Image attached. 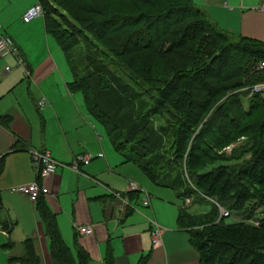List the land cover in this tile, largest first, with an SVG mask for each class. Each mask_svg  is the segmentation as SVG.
I'll list each match as a JSON object with an SVG mask.
<instances>
[{
    "label": "trees",
    "instance_id": "obj_1",
    "mask_svg": "<svg viewBox=\"0 0 264 264\" xmlns=\"http://www.w3.org/2000/svg\"><path fill=\"white\" fill-rule=\"evenodd\" d=\"M51 1L64 9L80 3L79 9L87 12L82 0ZM108 1H129L139 14L100 13L102 18L84 30L58 31L55 14L43 7L46 30L58 42L74 73L70 91L83 95L88 114L104 126L115 151L126 163L138 165L153 182H157L158 174L164 176L166 181L159 185L179 191L182 205L178 226L188 232L202 264H264V219L253 222L251 216L237 215L250 201L264 207V120L247 123L259 108L264 109V98H250L248 110H243L242 102V96L248 97L244 89L264 82V69L258 70L264 63V42L236 39L220 32L192 0ZM77 21L82 23L81 19ZM125 29L135 30L117 34ZM98 43L122 61L118 73L101 63ZM81 49L86 54L78 58ZM123 76L138 79L136 84H157L151 89L163 87L161 97L165 101L152 96L150 101L155 104L147 106L146 101L141 102L140 92L130 88ZM225 94L231 95L213 111L207 126L214 128L219 138L213 134L209 139L214 140L213 147L225 151L232 144L231 138L245 137L246 148L234 150L228 159L219 153L217 161L211 162L207 139L201 142L197 138L186 157L189 135L202 123L199 111L206 112L208 104ZM163 103L178 113L171 128L155 124L160 115L158 106ZM237 110L243 116H236ZM170 141L171 154L167 148ZM216 163L219 166L206 169ZM2 169L0 161V175ZM198 194L214 207L207 213L191 215L186 200L198 203ZM43 198L36 209L50 241L52 264H89L90 257L82 250L76 262L61 235L56 214ZM221 208L236 215L235 223H225ZM25 249L24 257L12 258L13 264H41L31 239L25 242ZM105 264H115L111 253Z\"/></svg>",
    "mask_w": 264,
    "mask_h": 264
},
{
    "label": "crops",
    "instance_id": "obj_2",
    "mask_svg": "<svg viewBox=\"0 0 264 264\" xmlns=\"http://www.w3.org/2000/svg\"><path fill=\"white\" fill-rule=\"evenodd\" d=\"M39 2L0 0V38H11L24 59L23 66L14 56L0 59V161H3L0 264H13L12 258L24 257L28 239L32 240L41 264H52L50 241L37 212V203L11 193L14 187L40 181L32 153L47 150L46 136H42L46 125L44 116L48 120L49 116L56 118L60 129L65 128L52 95L63 93L68 99L74 93L69 89L74 81L73 71L71 82L57 78L59 63L51 53L49 37L53 36L46 30V18L30 24L22 20L23 14ZM192 3L220 32L236 39L264 42V11L261 9L264 0H192ZM52 39L58 44L54 37ZM39 54L41 59L36 58ZM9 65H13L12 71L5 73ZM41 100L45 101L43 108L39 106ZM86 113L91 117L87 110ZM39 121L40 127L37 126ZM80 149L84 150L82 144ZM121 160V165L131 164L122 157ZM91 163L81 165L79 172L72 170L74 174L60 167L53 177L40 181L50 190L43 201L56 214L61 235L76 262L79 263V250H82L89 255V264H105L109 253L115 264H141L144 259L145 264H202L188 232L179 228L178 217L177 226L163 228L162 245L154 246L151 232L155 225H165L159 212L166 207L152 196H148V206L144 203L140 206V193L130 192L132 182L127 193L121 192L112 187L107 178L86 173L84 169ZM107 172L114 171L108 166ZM180 207L177 206V215ZM83 226L92 227L94 235L80 236L77 228Z\"/></svg>",
    "mask_w": 264,
    "mask_h": 264
},
{
    "label": "rangeland",
    "instance_id": "obj_3",
    "mask_svg": "<svg viewBox=\"0 0 264 264\" xmlns=\"http://www.w3.org/2000/svg\"><path fill=\"white\" fill-rule=\"evenodd\" d=\"M81 2H83L82 4H85L87 12H82L81 9H79V7L81 6L80 3L68 5L65 7V9L60 7L55 1L51 0H42L39 3L45 8L47 13L55 14V18H57L58 20L55 29L58 31L63 30V28L70 31H74L75 28H81L84 30V28H86L89 24H93L95 20L99 21L102 18L100 13H102L104 16L126 13L138 16L139 14L134 11L132 7L133 3H129V1L116 2L108 0H82ZM78 19H81V24L78 23ZM142 24H140V26ZM24 26L27 27V25ZM134 30L135 29H125L123 31H119L117 34L129 33ZM52 38L53 37H49V42L52 48L51 53L55 57V62L59 63L57 78L59 77L63 81L68 80L69 82H71L73 80V73L68 63L67 57L63 53L59 45L55 43ZM97 47L99 48V51L98 53H96L99 54L98 56L101 58L100 60H102L101 63L110 67L111 70H113L115 73H118L122 68V61L109 54V50L103 47L101 43H98ZM87 48L90 49L91 47L88 46ZM79 53L80 55H78V58L80 56L84 57L83 54L85 55L86 51L85 49H81L78 54ZM40 56V54L36 55V58L41 59ZM12 66L13 65H9L8 67L12 68ZM160 69L163 71V64H161ZM135 80L123 76V81L128 82L131 85L130 88H132L134 91L140 92V96H142L143 98V101L141 102L146 101V105L152 107L155 104L152 100L150 101V97L152 96H156L158 98V101H165L164 96L161 97L163 87L158 85V87H155V89H151V87L153 88V86H157V84L153 85L148 84L147 82L139 81H137L138 83L136 84ZM230 95L225 94L224 97L222 96V98H215L212 103L207 105L206 112L199 111L202 114V123L197 126L196 130H194L191 135H189V141H187L188 146L185 151L186 157L187 153L190 152L191 146L194 144V142H197V138H200L199 141L201 140V142H204L207 139L209 146H207V149L209 150L211 162L217 161L219 153H223L226 156L225 158L228 159L232 156V152L234 150H240L247 145V138L244 137L237 139L236 137H233L231 138L232 144L229 147L230 149L227 148L225 151L224 149L221 151L216 146L213 147L214 140L209 139V136H213V134H215L216 138H219V133L215 131L214 128L207 127L209 125L208 122H210V117L213 111L220 104L226 102ZM52 99L56 101L57 109L59 110L60 117L63 121V124L65 125V128H62L65 131L62 130V128L60 129L59 121L56 118L54 120L49 116L48 120L44 116L46 125L44 132L42 131V136H46V151L52 154L53 158H55L60 164L66 165L65 170L68 172V174H74V172L71 168L67 167V165H72L77 157L84 155L83 153L86 152L90 154L94 159L96 158L91 163V166L84 169L86 173H91L102 178H107L112 187L124 193H127V187L129 183L134 182L135 184L140 186L142 191L140 193V201L142 202L140 203V206H142V204L147 201L148 196H152L153 199L158 200L161 205H164L166 207L162 209L161 212H159V215L165 222V225H159L165 229H168V227L173 224L177 226V206L182 205V202L178 197L179 191H175L171 188L159 185L158 182L166 181V178L162 175L158 174L157 182H153L147 177V175L138 165L133 163L128 165H121V157L115 151V148L111 143L104 126L98 123L94 118H91L87 115L84 107L83 95L80 92H74L73 97L68 99L66 96H64L63 93H56L55 95H52ZM242 102L244 106L243 110H248L250 107V97L242 96ZM160 108H162V110H160ZM160 108L158 106V112L160 113V115L158 117V120H155L156 127L163 125L171 128L174 123L173 121H175V115H177L178 113H173L176 111H173L172 108L169 105H165V103H163ZM34 115L36 118H38L39 116V113L37 112L35 107ZM236 116H243V112L237 110ZM263 120L264 109L259 108V110L254 113L252 118L247 119V123L253 121L261 122ZM37 126L40 127V121ZM85 128H89L93 135ZM203 132H205L204 135H202ZM80 144L83 145L84 150L80 149ZM172 147L173 143L170 141V143L167 144V148L170 150L169 154H171L172 152ZM195 153H198V151H196ZM246 158L247 160H249L251 158V155H248ZM201 163L205 164V161H201ZM236 163L237 162H231L230 164ZM108 166L113 169V173L108 174ZM215 166H219V163L206 166V169L211 170L215 168ZM176 175L177 171L173 174V182L176 179ZM201 198L202 195L198 194V199H196L198 203L188 205L186 204L189 209V214L198 216L200 214L209 212L214 207L212 202L202 201ZM244 210L237 213L239 218H242V216L244 218L251 216L253 222L256 220L264 219V207L260 205L258 201H250L247 207L244 208ZM235 221L236 215H234V213L229 217H226L225 219L226 224H233L235 223Z\"/></svg>",
    "mask_w": 264,
    "mask_h": 264
},
{
    "label": "built area",
    "instance_id": "obj_4",
    "mask_svg": "<svg viewBox=\"0 0 264 264\" xmlns=\"http://www.w3.org/2000/svg\"><path fill=\"white\" fill-rule=\"evenodd\" d=\"M264 11V3L261 7ZM45 11L43 6L40 3L30 7L22 17V20L26 24H30L40 18H44ZM1 30V25H0ZM14 56L17 58V62L20 66L24 65V59L20 55L18 48L16 47L13 40L9 37L0 38V59ZM264 69V63H261L258 66V70ZM12 71V68L6 67L5 73H9ZM248 91V97L252 98L254 96H261L264 98V82L255 84L251 87L244 89ZM39 106L43 108L45 106V101L41 100L39 102ZM230 149V148H229ZM93 160L91 155H81L77 157L74 163L69 166L72 170L79 172V168L81 165L88 166ZM32 161L35 167V170L38 174V178L41 181L47 180L53 177L57 170L60 167H66V165H62L58 163L55 159L52 158L51 154L47 151H34L32 153ZM40 181H35L32 183H28L25 185L17 186L11 189V193L20 194L26 196L31 202L37 203L39 199L43 197H47L50 195V190L46 186H44ZM130 192L132 193H141V188L135 183H130ZM186 204H190V200H186ZM145 206L149 205V201L144 202ZM222 217H229L230 213L224 209H220ZM77 233L80 236L90 237L94 235V229L90 226H83L77 228ZM164 229L155 225L154 229L151 232L152 243L154 246H161L163 243Z\"/></svg>",
    "mask_w": 264,
    "mask_h": 264
}]
</instances>
